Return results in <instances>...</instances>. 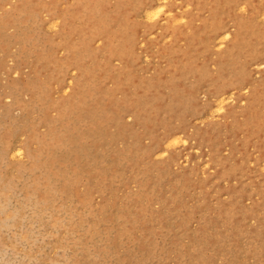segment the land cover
<instances>
[{
    "label": "rangeland",
    "instance_id": "rangeland-1",
    "mask_svg": "<svg viewBox=\"0 0 264 264\" xmlns=\"http://www.w3.org/2000/svg\"><path fill=\"white\" fill-rule=\"evenodd\" d=\"M0 264H264V0H0Z\"/></svg>",
    "mask_w": 264,
    "mask_h": 264
},
{
    "label": "bare ground",
    "instance_id": "bare-ground-1",
    "mask_svg": "<svg viewBox=\"0 0 264 264\" xmlns=\"http://www.w3.org/2000/svg\"><path fill=\"white\" fill-rule=\"evenodd\" d=\"M157 1V0H156ZM149 7H152V5H150ZM82 8V7H81ZM154 8H156L157 9V12H155L153 15L154 16H158V14H160V13H167L168 15H167V17H171V11H167V9H166V2L164 1V2H159L158 4H157V7H154ZM145 11V10H144ZM146 12H148V11H146ZM146 12H144V13H146ZM147 18V17H146ZM158 20V19H157ZM147 21V20H146ZM217 108V107H216ZM14 148H16V147H14ZM15 151H16V149H14ZM22 150H23V147H18V153H19V156H22L23 155V153H22ZM14 155V154H13Z\"/></svg>",
    "mask_w": 264,
    "mask_h": 264
}]
</instances>
